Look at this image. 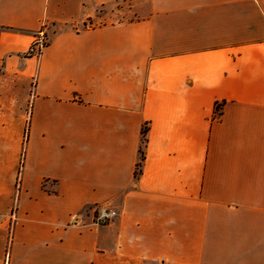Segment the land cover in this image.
Segmentation results:
<instances>
[{"label":"crops","instance_id":"crops-1","mask_svg":"<svg viewBox=\"0 0 264 264\" xmlns=\"http://www.w3.org/2000/svg\"><path fill=\"white\" fill-rule=\"evenodd\" d=\"M113 1L0 0V264H264V0Z\"/></svg>","mask_w":264,"mask_h":264},{"label":"rangeland","instance_id":"rangeland-1","mask_svg":"<svg viewBox=\"0 0 264 264\" xmlns=\"http://www.w3.org/2000/svg\"><path fill=\"white\" fill-rule=\"evenodd\" d=\"M127 5H129V0H115L112 3H109L108 5H106L105 8L100 9L99 12L96 14V16H94L91 19L86 20L84 24L80 27L84 28V27H90V26H97L101 24L112 23L115 21L123 20V18L126 17L125 14L118 13L117 9L119 7H124V6L127 7ZM42 30L41 32H39L38 38L42 36V41H44V46H45L48 43V40H47L48 37L46 34L43 35L45 31L42 32ZM29 51L30 49L26 51L25 53L26 56H34L35 52L33 51V54L31 52L32 55H29L30 53Z\"/></svg>","mask_w":264,"mask_h":264},{"label":"built area","instance_id":"built-area-1","mask_svg":"<svg viewBox=\"0 0 264 264\" xmlns=\"http://www.w3.org/2000/svg\"><path fill=\"white\" fill-rule=\"evenodd\" d=\"M32 46L29 47L30 49L29 55H32L34 51L36 54V55L34 54V56H39L44 47V41H42V36L40 38L35 39L32 43ZM13 214H14V209L11 210L10 217H12ZM117 215L118 212L115 208L107 205H102L95 210V213L89 224L94 227H99L101 225L112 222L117 217Z\"/></svg>","mask_w":264,"mask_h":264},{"label":"trees","instance_id":"trees-1","mask_svg":"<svg viewBox=\"0 0 264 264\" xmlns=\"http://www.w3.org/2000/svg\"><path fill=\"white\" fill-rule=\"evenodd\" d=\"M145 132H146V128L143 127V128H142L143 139H144V134H145ZM142 158H143V154H142V151H141V159H142ZM139 166H140V162L137 163V167H136L137 170H136V173H135V174H137V171H138Z\"/></svg>","mask_w":264,"mask_h":264}]
</instances>
